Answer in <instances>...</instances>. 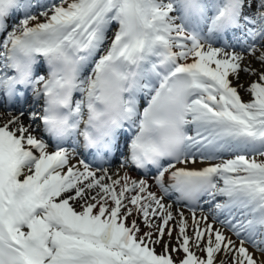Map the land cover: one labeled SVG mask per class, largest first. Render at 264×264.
I'll use <instances>...</instances> for the list:
<instances>
[{"label": "snow or ice", "instance_id": "6c2138e0", "mask_svg": "<svg viewBox=\"0 0 264 264\" xmlns=\"http://www.w3.org/2000/svg\"><path fill=\"white\" fill-rule=\"evenodd\" d=\"M0 60V264H264V0H0Z\"/></svg>", "mask_w": 264, "mask_h": 264}, {"label": "bare ground", "instance_id": "6f19581e", "mask_svg": "<svg viewBox=\"0 0 264 264\" xmlns=\"http://www.w3.org/2000/svg\"><path fill=\"white\" fill-rule=\"evenodd\" d=\"M47 4V3H46ZM115 28V27H114ZM116 31V28L114 29V32ZM114 34V33H113ZM113 34H111L110 35V38L112 39V37H113ZM107 37H109V33L107 32ZM111 39H110V41H109V44H110V42H111ZM107 46H108V44H107ZM107 46H106V48H107ZM101 54H103V52L101 53ZM90 74H91V72H90ZM245 79V82H248V78H244ZM242 95H243V97H244V99L247 101V100H249L250 99V97L249 96H247L246 94H243L242 93ZM1 105V104H0ZM36 109H37V107H35L34 108V110L36 111ZM25 122L27 123V119L25 120ZM38 134H41V133H38ZM43 135V134H42ZM80 158H83V155L81 154V151H79V155H78V157H77V160L78 159H80ZM77 160H73L72 162L73 163H76L77 162ZM203 166H205V165H202V164H200V163H197L196 165H189V167H196V168H200V167H203ZM114 170V169H113ZM132 175L133 176H135L136 174L133 172L132 173ZM168 203H172V201L171 200H169V201H167ZM173 210L175 211L176 210V206L174 205V207H173ZM203 210H204V213H205V215H208L209 214V212H210V208H209V206H207V205H204L203 206ZM183 211H184V215L186 216V217H188V220H189V223L191 224V212L189 211V210H187L186 208H184V206H183ZM197 218H199V216H200V209H198L197 211ZM223 218V217H222ZM209 223H213V221L211 220V216H209V221H208ZM175 222L173 221V224H174ZM215 227L216 228H220L221 226H219L218 225V223H216L215 224ZM224 232H225V234L226 235H228V236H231V238L233 239V240H236L237 238L234 236V235H232V233L231 232H229V231H227V229H222ZM190 231V230H189ZM246 247H248V245H246ZM249 251H253L250 247H249ZM257 256H259V254L257 253Z\"/></svg>", "mask_w": 264, "mask_h": 264}, {"label": "rangeland", "instance_id": "374dc122", "mask_svg": "<svg viewBox=\"0 0 264 264\" xmlns=\"http://www.w3.org/2000/svg\"><path fill=\"white\" fill-rule=\"evenodd\" d=\"M59 1H57L56 3H58ZM37 11V10H36ZM39 11V10H38ZM114 26L113 27H110L108 33H109V37H107V40L105 42V45H104V48H106L107 44H109V41H110V35L114 33ZM107 35V34H106ZM94 66V65H93ZM227 158V157H226ZM77 209H79V203L77 202ZM80 210V209H79ZM173 223V222H172ZM141 228L142 230H146V229H143V224H141ZM165 239H167V237H165ZM175 241H176V233L173 232V237H172V243H173V246L175 245ZM163 249L160 245H157L156 246V252L157 253H160L162 252ZM183 256V253H174L173 254V258L177 261V264L179 262V260L182 258ZM229 264H231V260L229 259Z\"/></svg>", "mask_w": 264, "mask_h": 264}]
</instances>
